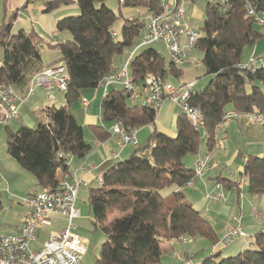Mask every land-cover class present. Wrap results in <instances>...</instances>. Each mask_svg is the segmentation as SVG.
<instances>
[{"label": "trees", "instance_id": "obj_1", "mask_svg": "<svg viewBox=\"0 0 264 264\" xmlns=\"http://www.w3.org/2000/svg\"><path fill=\"white\" fill-rule=\"evenodd\" d=\"M71 2L77 5L79 14L56 24L57 32H68L71 38L55 46L47 45L59 53L47 64L42 62L44 44L38 33H11L16 13L0 22V83L25 88L43 70L59 63L65 67L64 105L45 107L42 120L33 128L5 126L6 154L30 173L42 190L53 189L59 175L69 174L60 156L62 152L82 159L91 150L71 106L80 100L82 91L99 86L112 72L113 58L132 47L146 27L133 15L123 19L119 33H115L113 25L124 17L121 7L161 11L156 0H124L119 2L118 12L109 8L106 0H46L43 11L51 12ZM247 5L257 14L264 13V0H229L224 6H205L202 26L198 28L201 38L194 49L202 54L204 76L209 81L190 100L201 112L202 126L194 127L181 112L176 118L174 136L154 128L144 147L114 163L102 174V183L88 189L91 223L104 235L93 264H163L161 244L179 236L208 243L205 256H197L203 249L193 254L194 264H264V228L253 234L249 247L224 257L220 249H213L220 239L212 223L185 200L181 191L196 178L193 168H187L183 159L198 156L203 148L208 152L214 149L216 130L227 114L264 118V64H257L254 71L239 68L243 50L255 46L262 37L256 23L247 16ZM128 72L138 85H143L150 74L165 80L167 75L176 79L182 76L180 67L171 61L166 65L150 46L134 55ZM157 112L149 106L133 104L125 90L111 88L100 102L102 125L91 126L90 131L103 141L110 134L103 125L122 121L139 130L153 125ZM244 158L237 181L220 176L216 183L227 190L235 189L240 197V181L245 179L249 196H264V153L261 157ZM172 186L178 190L162 194Z\"/></svg>", "mask_w": 264, "mask_h": 264}, {"label": "built area", "instance_id": "obj_2", "mask_svg": "<svg viewBox=\"0 0 264 264\" xmlns=\"http://www.w3.org/2000/svg\"><path fill=\"white\" fill-rule=\"evenodd\" d=\"M123 1L119 0L120 3ZM156 1L160 5V12H150L143 7L134 8L136 17L146 24V34L141 43L130 52L122 69L119 71L112 70L99 83L102 88V97L112 87H116L125 90L133 104L149 106L154 110H158L163 102L169 101L181 109L194 127L200 128L203 124V117L200 110L190 103L192 96L197 91L194 82L180 83L174 86L168 80L150 74L146 76L143 85H138L131 80L128 66L139 48L150 46L159 40L166 45L173 65L180 67L188 64L190 54L201 38V32L198 29H190L183 24L187 3L202 1L205 6L220 7L227 5L229 0ZM247 16L251 17L256 24L264 25V13H255L249 5H247ZM257 64L263 65L264 59L257 61L254 57H251L247 64L239 65V68H248L254 71ZM35 88L65 91L66 74L64 64L59 63L36 75L31 81L28 93H32ZM81 105L87 108L88 102L82 100ZM248 117L255 122L264 121V118L257 115H248ZM241 118V115L231 113L225 116V121ZM18 119L19 106L14 88L11 85L0 83V121L7 124ZM137 132V128L126 126L122 121L114 122L109 129L110 135L117 140L119 151L126 146L135 147L137 145ZM221 147V141H215L214 149ZM60 156L64 159L68 172L72 170L73 155L69 152H62ZM207 169H219L218 161L211 160L209 154L196 159L193 166L195 177L201 178ZM92 170L93 167L85 162L78 169L82 173ZM74 172L76 173L77 170H74ZM75 173H73L71 180L67 176H58L56 185L51 190L29 192L20 198V206L23 209L21 226L16 234L0 237V264H81L87 253L88 240L73 231V220L80 216L79 210L76 208L79 189L87 187L88 184L77 179ZM228 176L232 181H237V177L232 172H228ZM96 181L101 184L103 181L102 175H99ZM245 182L242 179L240 184L244 185ZM191 184L192 181H189L185 186ZM209 198L214 201H221L224 197L219 194L210 195ZM250 213L251 217L256 219L264 228V223H262L255 206H252ZM52 215L64 218L66 226L57 234L50 235L39 247L31 248V244L36 243L37 232L51 225ZM233 221L235 224L227 229L219 245H227L234 239L245 236L240 217L234 218ZM171 242L189 245L193 240L179 236ZM173 256L176 260L180 259L176 253ZM184 264H194L193 255H189L188 258L184 259Z\"/></svg>", "mask_w": 264, "mask_h": 264}, {"label": "crops", "instance_id": "obj_3", "mask_svg": "<svg viewBox=\"0 0 264 264\" xmlns=\"http://www.w3.org/2000/svg\"><path fill=\"white\" fill-rule=\"evenodd\" d=\"M45 2H46V0H0V22L7 19L12 13H16V19L12 25L11 33H16L18 31L33 30L40 35V37L43 40V44H44L42 46V51H41L43 64L50 63L59 57V55L54 56L55 58H53L52 60H46L43 58V53L45 51H52L53 53L58 52L57 50H55L53 48H49L47 46L48 44L50 46H55L59 43L65 42L66 40H69L71 38V36L68 32H60L59 33L56 31L57 21L60 19L66 18V17L77 16L79 14V9H78L77 5L75 4V2H71L67 5H62L56 9H54L51 12H44L43 10L45 7ZM124 9H126V8H124ZM132 14L134 16H136L135 12H132ZM1 49L2 48L0 47V63H1V59H2V50ZM112 69H113V71H119L118 70L119 68H117V66H116V68H114V65H113ZM31 81H30L29 85L25 88H16L17 93L14 91L15 95L17 97V103L19 106V113L20 114H19L18 120L12 121L10 123H13L14 125H16V128H12L10 126V123L5 124V123H1V121H0V126H2V125L9 126L12 129H17L19 126H27V127L33 128L42 120L43 115H44L43 109L45 107L50 106V105L61 106L65 103L63 93L60 91H57L55 89H52V90L41 89L40 93L38 90H36V91H33L32 93L29 94L28 90L31 86ZM98 89H100V91ZM94 90L95 91H93V90L82 91L81 98L79 100V102H80L79 107L82 109V111L80 112L79 109L76 108V110L72 112L76 121L82 126L83 133H84V139L88 144L91 145V150L84 158H82V159L74 158L73 159L72 167H71L72 170H70L69 174L67 175V178L69 180H71L73 173H75L74 170H77V172L75 173V177L77 179H80V180L86 182L88 184V186H87L88 189L95 186V184H97L96 178L99 175H102L106 169L111 167L114 163L126 159L134 151V149L139 148L138 146L137 147L136 146L135 147L126 146L122 150L119 151L117 148V140L115 137H112L109 134V137L107 139L101 141V140H98V138L90 131L91 126L102 125L101 119H100V105H99L98 110L94 109V108L89 109L91 103L96 100V97L99 94H100L101 99H102V88L100 86H98ZM92 91L94 93H92ZM36 92H38V93L36 94ZM32 97H33V99L31 100V104L34 106V109L27 112L26 109L24 108V105L27 104L28 100H30ZM82 100H86L88 102L87 108H84L81 105ZM36 111L42 112L41 117L34 116ZM178 115L179 114H176V107L173 106L171 103H167L159 111L158 118L156 115L155 122L151 126L153 129L155 128L158 131H160L166 135L174 136L176 134V127H175L174 122H176V118ZM161 119H169V122L165 125L164 123L161 122ZM174 119H175V121H174ZM241 120H242L241 122H243V120H244L247 123V125H245L244 128H246L248 126V128L250 130L249 134H251L250 139L245 144V146H247V149L244 152L247 155H255V156L261 157L264 153V122H262L261 124H253L250 121V119H248L246 117L241 118ZM103 126L105 127V125H103ZM111 126H112V124L109 125V127H105V129L109 130ZM153 129H150V131H152ZM222 131H223V128L221 125L217 128L216 137H215L216 141H221V145L223 143L222 141L225 138V136L222 135ZM138 134H140L139 131L137 132V136H136L137 137V145H138ZM145 139H146V134L141 135L140 140L145 141ZM223 148H224V146L222 145L221 148L213 149L211 152H208L206 148H203L200 151L199 155L194 157V159L192 160V166L189 168H193L194 163H195L197 158H203L208 154L210 155V158L212 160H214L213 159L214 152L216 150H224ZM235 154L236 153H234V155L232 157H234ZM245 156L246 155H244V157ZM244 157H243V163H244V159H245ZM9 158L10 157H8V155H6V154L3 156L0 154V181H4L6 184H7V182L9 183V180L13 179L14 177L23 174L20 171H16L15 169L11 170V168H9L10 164H11ZM84 162L86 164H90L93 167V170L90 172H87V173H82L81 171H78V169L80 168V166ZM241 170H242V166L240 167V171ZM213 171H215V170L207 169L201 178H194L192 180V184L190 186H185L188 188H192V187H194V181L198 180L199 185L203 184V186L205 187V191L211 189L210 193H212V195L210 193H208L206 197L199 198L198 200H193L194 203H192V205L199 212H200V209H202V207L204 205H206V200L209 199L208 197L210 195L213 196V194L219 195L220 190L223 192H227V194H229L228 199L226 200L225 196H224L225 194L223 195L221 193L224 197L223 200L225 199L226 203H228L230 201V198H231L230 196L234 192V195L236 197V202L238 205V201H237L238 197L235 193V189L227 190L225 188H222L221 185L216 183V180L214 182V185L211 187L213 182H212V178H210L208 176V174L210 172H213ZM217 172H218V175H222L221 172H219V171H217ZM206 174H207V181H205V175ZM243 186L246 187V182ZM35 187L38 190V192L42 191V189L36 185V182H35ZM83 188H85V187H83ZM184 188L181 189L182 192H183ZM177 190L178 189L175 186H172L171 188L165 189L162 192V194L166 195L172 191H177ZM29 192H34V189L31 185L28 188L23 190L22 197ZM194 198H196V197H194ZM250 198L251 199L248 201L255 203L256 201L260 200V198H261V200L264 199V196H261L259 198H253L250 196ZM215 202H220V201H215ZM249 202H247V203H249ZM17 204H18L17 207H15V205L12 202H10L8 211H6L5 214H3V215L0 212V219L3 223L2 224L3 226H0V237L6 236V235L16 234L17 231L19 230V228L21 226L22 216H23V209L20 206V201ZM226 206L227 205H222V207L220 208V210H221L220 212H224V213L227 211L229 212L230 208L228 206L227 207ZM241 206H243V205H241ZM252 206H254V204ZM252 206H251V208H252ZM225 209H226V211H225ZM241 213H243V208L241 209ZM200 214H201V212H200ZM212 214H213L212 210H208L205 214H202V215L205 216L208 220H210V222L212 223L213 227L216 230L217 235H220L222 238L226 234L227 229L231 225H233V223H231V221H228L226 224H225V222H220V221L216 222V220H214L215 219L214 214H213V216H211ZM57 217L58 216H55V215L51 216V225L48 227L52 226L53 219H55ZM241 217H242V215H241ZM242 227L244 228L243 225H242ZM261 227H262V225L260 224V228ZM217 228H218V230H217ZM243 231H244V229H243ZM46 239L42 240L41 243H39L37 247H39ZM219 239H220V237H219ZM37 241H38V235H37L36 242ZM193 242L197 243L196 244L197 247L194 246V248L193 247L191 248V247H188L187 245H183V244H179L178 246H176L172 242H167V243L161 244V250H162L161 257L162 256H170V258L173 261V264H179V263L184 264V259L186 258V255H193L196 252L195 251L196 249L201 250V249H203V246H205L204 245L205 242L200 238H195V241H193ZM193 242L191 244H194ZM219 248L220 247L218 244L213 249H219ZM174 253L179 255V257H180L179 260H176L174 258V256H173ZM201 254L204 255L203 253H201ZM201 254L197 255V256L199 257V256H201Z\"/></svg>", "mask_w": 264, "mask_h": 264}, {"label": "rangeland", "instance_id": "obj_4", "mask_svg": "<svg viewBox=\"0 0 264 264\" xmlns=\"http://www.w3.org/2000/svg\"><path fill=\"white\" fill-rule=\"evenodd\" d=\"M106 5L112 10L118 12V5H119L118 0H106ZM204 9H205V4L202 1H198V2L196 1L195 3H187L183 24L190 29L201 28L202 22L204 19ZM121 12L124 17L118 18V20L115 22V24L112 27L115 33H119V30L122 26L123 19H125L126 17H132L133 16L132 12L134 11H132V9L130 8L124 9L121 7ZM255 28L258 30V32L261 33L262 37L257 41L255 46L246 47L243 50V53L241 56L242 64H247L251 57H254V58L264 57V25L256 24ZM145 34H146V30L144 29L142 33L140 34V36L134 40L132 47L127 48L122 55H118L113 58L114 68H116L117 66V68H119L118 70L122 69L124 65V61L130 54V52L141 43V41L144 39ZM150 47L153 48L164 59L166 65L170 62V53L168 49L166 48V45L162 41L160 40L156 41L153 44H151ZM141 49L142 48H139L138 51H140ZM2 53H3V50H2ZM58 55H59L58 52L53 53L52 51H45L43 53V58L46 60H52L53 58H55L54 56H58ZM201 56H202L201 52L194 49L190 54L189 63L180 66L182 70V76L179 79H176L172 76L167 75V80L174 86H177L180 83L194 82L195 89L197 91L203 90L209 81V77L204 76V67L201 63ZM13 88H14V91L17 93L16 87L13 86ZM112 88H116V87H112ZM36 90H38L40 93L41 88H36L34 91ZM98 90L100 91V89ZM93 91L92 93H94ZM37 93L38 92H36V94ZM32 99L33 97L30 100H28L27 104L24 105V108L26 109L27 112L34 109V106L31 104ZM100 102H101V96L99 94L96 97V100L91 103L89 109L94 108L98 110ZM167 103H171V102L165 101L162 103V105L158 109L157 118L159 115V111ZM79 104H80L79 101L74 103L71 106V112L75 111L76 108H78L79 111L81 112L82 109L79 107ZM171 104L176 107V114H180L182 112L178 106H176L173 103ZM41 114H42L41 111H36L34 116L41 117ZM241 116L242 118L246 117L250 119L248 115H241ZM241 121H242L241 119H228L222 124V128H223L222 135L225 136L224 140L222 141L224 150H216L213 154V159L217 160L219 163V169L213 172H210L208 174V176L212 178V182H213L211 187L214 185L215 179L217 177L221 176V178H229L228 172H232L235 177L239 178L240 167L243 166V157L244 155H247L244 152L247 149V146H245V144L251 137L250 136L251 134H249L250 130L248 126L244 128V126L247 125V123L244 120L243 122ZM250 121L253 124L262 123V122L259 123V122L252 121L251 119ZM161 122L166 125L169 122V119H161ZM10 126L12 128H16V125H14L13 123H10ZM105 127H109V124H105ZM150 129H153L151 125L140 128L138 130L140 134H138V145H136V147L138 146L139 148H142L147 144L148 137L150 133L152 132L150 131ZM145 134H146L145 141H141L140 140L141 135H145ZM234 153L236 154L234 157H232ZM0 154L2 156L6 154L5 152V126L4 125L0 126ZM9 159L11 163L9 168H11V170L15 169L16 171H20L23 174L18 175L14 177L13 179L9 180V183L7 182V184L4 181H0V201L2 203V209L0 212L2 215L5 214L6 211H8L10 202H12L15 205V207H17L18 205L17 203L20 201V198L22 197L23 190L28 188L30 185L33 187L34 192H38V190L35 187V179L33 178V176L27 171L23 170L15 162L14 159H12L11 157ZM193 159H194V156L188 155L183 159L182 162L186 167L189 168L192 166ZM217 171L221 172L222 175H218ZM205 181H207V174L205 175ZM244 182H245V179H244ZM97 185L98 183L95 184V186ZM240 188H241V194H240V197H238L237 199L238 205L236 202V197L234 195V192L230 196L231 197L230 201L226 203L225 199L226 200L228 199L229 194H227V192H223L220 190V194L221 193L223 195L225 194L224 200L220 202H215L214 200L208 197L209 199L206 200V205H204L202 209H200L201 214H205L208 210H212L214 214V218H215L214 220H216V222L218 221L225 222V224L228 221H231V223L235 224L233 219L240 217V223L244 226L243 228L244 233L246 232L245 236L238 237L227 245H219L221 254L224 257L235 255L241 250L249 247V244L253 241V234L258 229H260V223L256 219L251 217L250 210L253 204L259 212V216L262 220V223H264V199L261 200L260 198V200L256 201L255 203L249 202L248 200H250L251 198L248 194L247 188L244 187L243 184L240 186ZM210 192H211V189L205 191V187L203 186V184L199 185V181L195 180L194 187L192 188L185 187L182 193L184 195L185 200L192 204L194 203L193 200H198L199 198L206 197L207 194ZM210 194L212 195V193ZM87 199H88V187L80 188L78 192V197L76 200V208L79 210L80 216L76 218L75 220H73V226H74L73 231L76 234L88 240L87 253L83 257L81 264H93L94 263V259L99 253L100 245L104 240V235L102 234V232L98 228H94V226L91 223L90 209L88 206ZM222 205H227L230 208L229 212L228 211L225 213L220 212L221 211L220 208L222 207ZM242 208H243V213H241ZM213 214L211 216H213ZM2 224L3 223L0 219V226H3ZM65 226H66V220L64 218L57 217L53 219L51 227H44L37 232L36 235H38V241L36 243H32L31 248H36L38 244L41 243L42 240L48 238L50 235L57 234V232L63 229ZM218 236L220 237V239L223 238V237L221 238L220 235ZM192 240L195 241V239H192ZM203 241L205 242L204 244L205 246H203V251L201 253H203L204 255L200 253L201 256L199 258H202L209 252L208 243L205 240ZM193 243L194 244H189L187 246L191 248L192 247L194 248V246L197 247L196 246L197 243L195 242ZM174 245L178 246L179 243H174ZM197 250L198 249H196L195 251L197 252ZM161 261L163 262V264H173V261L170 258V256H162Z\"/></svg>", "mask_w": 264, "mask_h": 264}]
</instances>
